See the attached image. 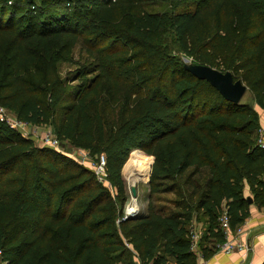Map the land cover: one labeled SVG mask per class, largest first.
Here are the masks:
<instances>
[{"label": "trees", "instance_id": "obj_1", "mask_svg": "<svg viewBox=\"0 0 264 264\" xmlns=\"http://www.w3.org/2000/svg\"><path fill=\"white\" fill-rule=\"evenodd\" d=\"M23 2L34 5L0 0V39L11 37L0 45V107L26 124L50 122L58 138L91 156L103 153L117 193L0 120V264H134V257L196 264L194 219L206 226L199 242L206 257L224 238L223 208L231 229L248 216L249 199L264 210L254 108L264 109V0H194L192 9L163 12L147 10L144 0H58V10H32L14 27ZM82 23L91 41L81 45L93 62L61 75L58 65L70 60ZM164 32L190 62L241 79L251 101L226 100L193 76L169 52ZM65 35L74 41L50 40ZM71 74L83 83L70 86ZM104 79L112 83L113 109L123 98L127 110L109 127L99 106ZM133 145L146 154L148 204L120 220L121 168ZM165 192L173 195L170 207L157 204Z\"/></svg>", "mask_w": 264, "mask_h": 264}, {"label": "rangeland", "instance_id": "obj_2", "mask_svg": "<svg viewBox=\"0 0 264 264\" xmlns=\"http://www.w3.org/2000/svg\"><path fill=\"white\" fill-rule=\"evenodd\" d=\"M145 1V6L146 9L149 11H155V12H163V11H177V10H183V9H192L194 8V0H144ZM34 5L29 6L28 3L23 2L22 6L18 8V12L22 13L24 15L23 18L21 16H17L13 19V26L17 27L18 25H22L27 17L29 16L30 12L33 10L35 12L33 13H40L48 15L51 12H54L55 9L58 10V7L61 6V2H58V0H33L32 2ZM35 6V7H34ZM42 9V10H41ZM62 31V30H60ZM79 33L77 41L75 44L72 45L70 48L69 52V61H63L59 63L58 68L59 72L61 75H67L68 72L74 71L79 65L83 64H90L93 62V58L88 56L83 48V42L82 41H91L90 39V34H89V29L82 23L79 26ZM62 33H68L67 31H63ZM164 38H167V43L169 47V52L174 55L177 59L183 61V62H188L190 61V57H187L185 54H183L180 50L175 48V43L173 39L171 38V35L167 32L163 33ZM51 41H74L71 39L70 36L65 35L62 37L60 40H56L53 38H50ZM1 42L0 45H3L7 43V41H11V37H5L0 39ZM105 41L104 43L108 44L110 41L108 40H102ZM173 41V43H172ZM82 43V45H81ZM88 78L90 77H95L94 74L87 75ZM72 77H75L73 74H71L70 80L68 81L70 83V86L75 85V87L80 86L83 82L80 81L79 79H72ZM124 77L122 76V79ZM128 88V87H126ZM99 90V95H100V104L101 106V112L103 113V117L105 120V123L107 127H109L112 124H118L122 121L125 120L127 117V110L126 106L124 105V100L122 98L121 103L119 104V107L113 109L112 104H111V94L113 91L112 88V83L109 82L108 80H101L100 85L98 87ZM251 101V97L248 91H245L241 98V102H247ZM0 117L3 118L4 121H7L11 126L10 128L16 130L19 132L23 137L30 139L33 141V144L37 147H48L50 149H53L55 152L59 153L62 157H64L67 160H70L72 162H75L79 166L85 167L89 170H91L88 166L89 160L92 158V156L89 154V150L81 148V147H76L71 145L68 141L64 139L58 138L55 133L52 124L49 122L44 125H32V124H19L16 119L15 115L6 110L3 109L0 112ZM44 136H50V137H55L58 140V144L55 147H50L45 144H43V137ZM135 152L136 157L142 160L143 156L145 157V152L142 148L137 147L136 145H133L130 147V149L126 153V159L135 156L131 155ZM141 153V156H140ZM131 155V156H129ZM125 159V161H126ZM141 162V161H140ZM125 163V162H124ZM144 168H145V175H146V181L141 182L140 180L136 181V187L138 191V196L136 200V205H137V211L139 212H145L146 206L148 204V194H149V173L147 166L143 163H141ZM124 164L121 168V174L124 182V192L123 196L125 197V201L122 205V211L124 212L126 209V205L130 203V196H129V188H128V182L125 178V170H124ZM92 171V170H91ZM148 179V180H147ZM106 188L108 189L109 193L113 196L116 195V190L114 187H111L108 182L105 184ZM162 198L157 202L158 205H163L167 206V204L170 205L169 199L173 197L171 193H163L161 194ZM170 207V206H167ZM122 212V218L124 216V213ZM199 221L204 222L202 219H198ZM198 220L194 219V221L199 222ZM192 225H195L192 223ZM197 226V225H196ZM170 264H174L173 262Z\"/></svg>", "mask_w": 264, "mask_h": 264}, {"label": "built area", "instance_id": "obj_3", "mask_svg": "<svg viewBox=\"0 0 264 264\" xmlns=\"http://www.w3.org/2000/svg\"><path fill=\"white\" fill-rule=\"evenodd\" d=\"M3 109L4 108L0 107V112ZM0 120L4 121L3 118L1 117H0ZM16 121L19 124L27 125L26 123L21 122L17 119ZM5 122L9 126H11L7 121ZM256 142L260 147L264 148V128L262 127H259L257 129ZM43 144L50 146V147H55L58 144V140L55 137L44 136ZM88 166L94 173L97 182L101 184H105L108 182L106 161H105V156L103 153L92 156V158L89 160ZM124 219H125L124 216L120 218V220H124ZM217 221H218L219 228L222 230L224 234V238L222 241L216 242L214 244L215 251H220L223 253H231L233 251L246 252L248 250V245H247V241H245V239L242 237L243 228L241 224L236 226L234 229H231L229 226L228 215H227V211L225 208H223ZM202 233H203V230L200 227H198V225L197 226L192 225L189 230L190 251H192L194 255L196 256V263H197V260L199 259L202 260V263L204 261V257L199 248V242H200ZM125 244L126 246H130L129 243L127 242H125ZM0 253H1V249H0ZM134 264H146V263H143L141 262L140 259H138L137 257H134Z\"/></svg>", "mask_w": 264, "mask_h": 264}, {"label": "crops", "instance_id": "obj_4", "mask_svg": "<svg viewBox=\"0 0 264 264\" xmlns=\"http://www.w3.org/2000/svg\"><path fill=\"white\" fill-rule=\"evenodd\" d=\"M258 113L259 127L264 128V109L254 104ZM243 194L251 197L247 185L243 188ZM203 231L205 223L202 221H193ZM243 228L242 237L247 241L248 250L246 252L233 251L223 253L215 251L204 257V261L197 260L196 264H264V210L250 201L248 206V216L241 223ZM204 233V232H203Z\"/></svg>", "mask_w": 264, "mask_h": 264}, {"label": "water", "instance_id": "obj_5", "mask_svg": "<svg viewBox=\"0 0 264 264\" xmlns=\"http://www.w3.org/2000/svg\"><path fill=\"white\" fill-rule=\"evenodd\" d=\"M183 66L196 78L206 80L211 86L216 88L226 100L234 103L239 102L247 89V86L241 81V79H234L230 71H221L209 65L192 63L190 61L183 62ZM128 188L130 200H137L138 191L136 180L130 184L128 183ZM123 213L126 219L136 215L138 211L136 209V211L131 213L128 211H124Z\"/></svg>", "mask_w": 264, "mask_h": 264}, {"label": "bare ground", "instance_id": "obj_6", "mask_svg": "<svg viewBox=\"0 0 264 264\" xmlns=\"http://www.w3.org/2000/svg\"><path fill=\"white\" fill-rule=\"evenodd\" d=\"M141 156V153H140ZM125 170V178L127 182L130 184L134 180L141 182L146 181L145 168L139 161V159L135 156L128 158L124 163ZM137 205L136 200H130V203L126 205L125 211L133 212L136 211Z\"/></svg>", "mask_w": 264, "mask_h": 264}]
</instances>
